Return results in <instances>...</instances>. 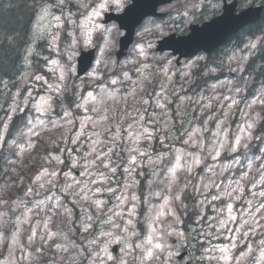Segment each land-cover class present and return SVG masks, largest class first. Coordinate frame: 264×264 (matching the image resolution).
<instances>
[{"label": "snow or ice", "instance_id": "6c2138e0", "mask_svg": "<svg viewBox=\"0 0 264 264\" xmlns=\"http://www.w3.org/2000/svg\"><path fill=\"white\" fill-rule=\"evenodd\" d=\"M78 4L84 11L77 15L68 7L69 0H39L31 32L25 43V68L32 69L33 58L38 62V67L37 70L25 71L20 76L25 84V92L17 90L12 95L8 119H12L11 113L24 112L30 107L35 113V121L29 119L27 131L20 133L27 138L26 146H21L13 140L10 147L18 148L19 151L15 154L22 158L26 151L36 147L35 138L40 136L38 129L41 128L63 129L65 133H72L70 136L62 135L61 139L76 147L59 149L61 154L49 153L45 158L46 164L54 166H42L31 180L33 186L24 191L25 198L43 196L42 199L36 200L32 207H28L29 201L23 198L13 201V212L21 207L24 210L11 220L6 219L7 211H0V243L9 240L4 229L11 225V242L7 246L10 252L18 249L21 253L19 261L10 260L9 264H34L33 249L35 259L51 257L50 260L44 261V264H81L83 260H87V264H170L173 253L168 248L167 238L172 235L185 241L189 240V236H192L193 240L197 236L200 238V254L196 255L194 249L192 255L193 261H199L200 264L204 261H208V264H243L249 258L252 264H264V155L247 159L244 164L246 170L226 186L213 179L217 175L214 166L207 168L210 175L202 177L199 182L193 184L188 180L180 186L178 172L183 171L191 176L194 169L203 162V157L177 150L174 162L166 169L163 189L153 191L151 185L155 181H150L149 195L144 197L143 201L135 192L130 191L137 184L136 175L140 174L137 169L145 159L152 165L165 159V154L161 152L154 160L152 153L142 145L147 143L150 147L151 142L159 138L160 143L167 146L166 141L175 129L173 116L167 111V104L171 102L167 99L168 90L162 83L160 91L146 92V85L152 81L144 71L148 65L139 60L129 61L139 64L135 69V79L129 75L125 66L124 70L110 78L106 84L100 85L99 93L95 90H82L80 85H70L69 81L75 75L74 57L77 49L81 43L85 47H92L95 33L104 34V45L97 46L100 57L97 58L96 67L92 69L89 78L94 81L100 79L103 56L111 46L107 34L112 31L104 26V16L112 7L117 10H123L124 7L122 0H78ZM6 39L9 43L15 42L14 38ZM40 41H46L49 54L46 55L40 49ZM259 42L264 43V37ZM246 47L255 49L257 43L252 42ZM139 56L146 58L143 48L139 49ZM40 62L43 64V72L38 70ZM45 73H51V78ZM163 75L165 81L170 84L172 77L167 68L163 70ZM3 83L7 87V82ZM125 83H130L133 87L121 94V86ZM109 84L112 87H108ZM213 87L215 88V85ZM70 88L77 96L74 107L61 106V112L56 113V118L52 119L55 98L63 96ZM142 92L144 95H140ZM180 99L183 103L184 98ZM187 99L191 100L190 97ZM223 99L228 100L229 97L225 96ZM109 101L112 102L111 105ZM238 104L239 101L233 98L227 106L231 109ZM257 105L264 106V91L247 103L246 108L251 110ZM149 109L160 111H152L149 115ZM176 115H179V111ZM244 115L249 118L238 127V134L231 141L227 129L222 127L223 121L217 120L216 131L213 132L215 140L210 146L197 138L200 133L207 131L206 127L183 130L181 126V129L175 130L184 145L197 148L201 153L207 148L208 155L215 161L225 148L236 152L240 147L247 148V142L254 138L255 117L250 116L249 112ZM224 116L227 117L228 113L225 112ZM48 125L51 126L50 129ZM3 127L7 129V123H3ZM98 128L102 131H97ZM0 141L7 143L2 135ZM120 152H126L127 159L124 160L121 156L119 162L114 161V157ZM64 153L71 161L68 171L61 167L66 166ZM233 163L241 162L234 160ZM230 167L231 165H224L223 169L226 171ZM75 169L80 170L79 178L73 174ZM120 169L125 173L126 182L120 188H114L112 184L118 183L114 178ZM153 175H159L155 168ZM189 188L204 197L198 202L201 206L205 202L211 204L217 200L228 201L224 208L214 209L216 216H198L196 223L206 224V229L201 228L198 233L195 228L191 233H185L177 231L174 227L181 222L176 204H182L183 208L187 209L188 205L183 204L182 198ZM211 188H216L217 192L208 200L207 192ZM105 193L115 201L111 207H107L110 201L103 198ZM249 193L250 195H247ZM153 199L160 203L152 204ZM235 202L242 205L239 210L234 207ZM69 203L80 209L79 216H76L73 207H69ZM141 203L149 206L148 212L145 213L147 231L142 239L134 240L141 235L136 229L138 206ZM7 205V200L0 199V208ZM41 213L44 214L43 217L40 216ZM56 216L63 217L77 233L87 234L85 239L95 232L97 222L101 223V227L87 245L81 244L77 247L75 241L65 244L53 243L58 239H68L65 233L51 227ZM167 217H171V221H168ZM24 225H28L26 244L20 240ZM103 225H110L111 229H106ZM113 229L119 230L122 235H115ZM220 236H223L227 243L222 246L211 244L209 237L218 239ZM256 236L260 237L259 240H252ZM101 237L110 239L101 242ZM112 243L121 245L119 256H114L109 250ZM206 243L208 246H205ZM241 244H244L243 248H240ZM238 248L239 255H235L234 251ZM72 249L77 250L70 251ZM0 264L4 262L0 261Z\"/></svg>", "mask_w": 264, "mask_h": 264}, {"label": "rangeland", "instance_id": "374dc122", "mask_svg": "<svg viewBox=\"0 0 264 264\" xmlns=\"http://www.w3.org/2000/svg\"><path fill=\"white\" fill-rule=\"evenodd\" d=\"M68 7L71 8L73 13H78L80 11H84V9L79 7L78 0H69ZM35 19V18H34ZM34 21V20H33ZM106 28H111V33H108V39L110 41V47L106 51L103 56L104 63L101 64L102 75L99 80H91L90 73L92 69L96 67V60L100 57L99 48L97 46L104 45V34L102 33H95L93 35L94 45L92 47H85L83 43L77 49V54L74 57V67H75V75L69 81L70 85H80L82 90H95V92H100V85L106 84L107 81L112 78L114 75L120 73L122 70L126 69L129 70V75L136 78L137 73L135 69L139 67L138 63H129V61H140L141 63L147 64L148 67L144 69L145 73L149 74V78L151 79L152 83L146 85V92L153 93L154 91H160L161 84L164 83L165 87L168 90V97L167 99L171 101L167 104V111L170 115L173 116V122L175 124V129L183 130H190L192 128H207V131H203L197 137L199 140H202L205 145L210 146L215 137L213 136V132L216 131V122L217 120H222L223 125L222 127L227 129L229 141L238 134V127L243 125L249 117H246L244 113L249 112L250 116L255 117V127L259 118L262 113H264V106L257 105L253 109L249 110L246 108V104L249 103L252 99L256 96L260 95L262 91H264V85L255 83L252 79V75L248 72L244 71L245 63L249 58V55L253 50L258 47L260 43V38L255 37L253 40L246 41L243 43L242 48L236 50H230L231 45H227L225 47L224 52H228L226 56L221 58V63H218V67L216 68H208L199 74L197 70L199 69L198 65L200 62L203 61L202 57H195L192 61H188L184 65L179 68H174L173 61L166 66L161 68H156L154 66V62L156 60L162 59V56H158L154 52V47L156 41L160 38L159 32L155 26L153 20H149L148 22L143 23L142 27L138 29L136 32V36L134 39V43L121 60L117 61L115 57V53L117 51V41L119 37L122 35L121 32L118 31L116 26L113 24H104ZM65 37L67 36V32L64 33ZM70 42V38H68ZM252 42L257 43V47L255 49H249L246 47ZM40 49L44 51L47 55L49 54L46 47V41L39 42ZM97 47L96 57L93 63L92 68L89 72L81 78L76 77V59L78 54L81 51H86L88 49ZM143 48L146 54V58H142L139 56V49ZM54 55V54H53ZM243 57H247V59H243ZM231 58V59H230ZM105 64L107 67H105ZM188 65H192V67H188ZM25 67V66H24ZM38 62L35 58H33L32 62V69H24L25 71H32L37 70ZM169 70V75H171L172 80L169 84L165 81L163 70ZM39 71L43 72V64L40 62L39 64ZM23 72V73H24ZM187 73L185 76L184 74ZM23 75V74H22ZM48 78H51V73H45ZM123 77H121L122 79ZM207 82H205V80ZM83 82V83H82ZM199 84V85H197ZM215 85V88L213 87ZM108 87H112L110 84ZM133 87L130 83H125L121 86V94L127 92L129 89ZM17 90H20L21 93L25 92V84L18 77L17 81L15 82V90L11 93L6 89L3 90L2 98L0 102V109H3L7 114L0 115V120L3 123H9L8 115L10 114L9 105L12 103V95L15 94ZM239 90V91H237ZM140 95H144V93H140ZM229 97L228 100H224L223 97ZM191 98V100L187 98ZM183 99V103H181V99ZM236 99L239 101L237 106L232 107L231 109L228 108V104L230 103L231 99ZM77 100V96L73 94L71 88L68 92H66L63 96L56 97L55 103L53 107V116L52 119H55L56 113L61 112V106L73 105ZM111 105V101L108 102ZM129 104H132L131 98L129 100ZM210 105V106H209ZM131 110V108L129 109ZM152 111L159 112V109H149V115H151ZM179 111V115L177 116L176 113ZM227 112L228 116L225 117L224 113ZM23 115V119L14 127H17L13 133L11 134V138L7 140V143L0 141V150L3 155L4 163L2 166V171L0 174V199L7 200L8 205L5 208H0V211H7L8 216L6 219H14L15 216L20 215V213L24 210L23 207L20 209H16L15 212L12 211L14 204L13 201H18L20 199H25L29 201L28 207H32V204L39 199H42L43 196H33V197H24V191L27 187L33 186L31 184V180L34 175L41 169L42 166L45 167H53V164H46L45 158L49 153L54 154H61L59 149L62 148H75V145H72L70 142L65 143L64 140L61 139L63 136H70L72 133H65L63 129H51L45 130L43 128L38 129L40 131V136L35 138L36 147L30 151H26L23 154V157H18L15 153L19 151L18 148L10 147V144L13 140L17 141L21 146H26L27 138L20 135L21 132L27 131V122L29 119L35 121V113L29 107L24 112H15L11 113L12 118L16 115ZM83 113H81L82 115ZM205 121L207 124L205 125ZM47 123V120H46ZM13 127V128H14ZM255 127L253 129V139L249 140L248 147H240L236 152H232L225 148L221 151L220 157L218 160H212L211 157L208 155L207 148L201 153L199 149L184 145L178 135V132L174 129L171 131L168 140L166 141V145H162L160 143V139H155L151 142V146L149 147L147 143L143 144L142 147H147L148 150L152 153V158L155 160L156 157L163 152L165 154V159L163 162H158L156 165L149 164L145 159L141 167L137 169L136 175L137 184L130 189V191L135 192L143 201L144 197L149 195V185L150 181H155L151 185L153 191H160L165 186V176H166V169L174 162L175 159V152L178 150L182 153L192 154L195 153L196 155H201L203 157V162L200 164L199 167L195 168L192 175L188 176L186 172L180 171L178 172V184L183 186L184 183L190 180L193 184L200 181L202 177H207L210 175L207 172V168L209 166H214L215 171L217 173L213 179L216 180L217 183H221L222 185H227L232 180L237 179L240 173L244 170V164L246 163L247 159H254L257 156L264 155L262 151L256 153L253 151L254 148L257 147V142L255 135ZM51 126L48 125V129ZM75 131V130H74ZM97 131H102L101 128H98ZM89 135L91 132L88 133ZM6 137V129L4 128L2 133L0 134ZM103 138V137H102ZM223 137H221L222 139ZM6 141V140H5ZM169 149H171V154H169ZM83 155V152L80 153ZM123 156L124 160L127 159L126 152H120L117 156L114 157V161L119 162L120 157ZM190 159V155L188 157ZM63 159L66 162L65 165H61L64 171H68L71 167V161L66 153L63 154ZM234 160H239L240 164H234ZM224 165H231L228 170H224ZM153 168L159 173L158 176L153 175ZM79 169H75L73 174L79 178ZM115 181L118 183H113L112 187L120 188L125 182V173L122 169L118 171V174L115 176ZM22 181V183H21ZM206 182V181H205ZM217 192L216 188H211L207 192L208 200L211 199V195ZM247 195H250L247 194ZM103 198H106L110 201L107 207H111L114 200L109 197L106 193L103 195ZM204 197L198 195L197 193L193 192L191 188H189L185 194L183 195V204H187L188 207L185 210L182 204H176L177 213L181 218V222L175 225V229L177 231H184L185 233H191V230L195 228L197 233L200 231L201 228L206 229V224L201 223L197 224V218L200 214H202L205 218L209 216H216L217 212L214 209L224 208L225 204L228 202L227 199L224 200H217L212 202L211 204L205 202L202 206L198 204L200 200H203ZM71 197H69V201ZM160 201L155 199L152 200V204H159ZM130 206V205H129ZM242 205L239 202L234 203V207L239 210ZM69 207H73L76 216L80 215V209L69 203ZM149 210V206L146 204H139L138 206V215L136 217V229L141 234L139 237L135 239H142L144 234L147 231V225L145 223V213ZM93 212L95 209L93 208ZM193 215L195 217V223L191 226V228L185 226L183 224V218L187 215ZM31 215V214H30ZM41 217L44 216L43 213L40 214ZM46 218V217H45ZM168 221H171V217L166 218ZM35 222V221H33ZM53 230L61 231L67 235V240L65 239H58L53 243L59 242L61 244L69 243L71 241H75L77 247L81 244L87 245L89 244L90 240H92L95 235L99 232L101 223L97 222L96 230L93 232L92 236H89L88 239H85L84 233H77L75 229L72 228L71 225L67 224L63 217L56 216L53 218V223L51 224ZM106 229H111L110 225H103ZM234 227V225H233ZM11 225L8 226L7 229H4L7 232L9 240L5 243H0V261H3L4 264H9L10 260L19 261L21 257V253L18 249H13L10 252L8 248V243H10L11 231L9 230ZM28 225H24L22 227L20 240L22 243H27V235H28ZM115 235L119 236L122 233L119 230H112ZM214 231V229L212 230ZM196 234H194L195 236ZM173 237L176 239V243L174 245L168 242V248L173 253L170 258V264H184L185 261H190L191 264H200L199 261H193L192 255L195 249V254L199 255V237L197 236L195 240H193L192 236H189V240L185 241L176 235L169 236L168 238ZM167 238V240H168ZM259 236L253 237L252 240H259ZM105 239H110L108 237H101V242ZM211 244L216 245H223L227 243L224 240L223 236L220 238H212L209 237ZM197 242V243H195ZM251 242V241H247ZM245 242V243H247ZM205 246H208L207 243ZM95 247V245H93ZM113 247H117L116 254L114 256H119L120 247L119 243H112L109 246V250ZM244 244L240 245V248H243ZM240 248L234 251L235 255H239ZM77 249H72L70 251H76ZM187 250L189 252L188 257L181 263L175 261L176 256L182 251ZM34 254V264H44V261L50 260V256L40 257L39 259H35ZM62 255L67 256V253H61ZM166 254V253H165ZM219 255V253H217ZM27 264V262H25ZM81 264H87V260H83ZM159 264V262H157ZM203 264H208V261H204ZM215 264V262H212ZM243 264H252L251 258L247 261L243 262Z\"/></svg>", "mask_w": 264, "mask_h": 264}, {"label": "trees", "instance_id": "16d2710c", "mask_svg": "<svg viewBox=\"0 0 264 264\" xmlns=\"http://www.w3.org/2000/svg\"><path fill=\"white\" fill-rule=\"evenodd\" d=\"M38 4L39 0H0V102L3 90L14 91L15 82L24 72L25 43L29 38L31 22ZM262 4L264 5V0H262ZM257 36L260 39L264 37V11L261 20L256 25L244 29L240 38L242 37L245 42L247 38L252 39ZM6 37L14 38L15 42L9 43ZM211 64H214L213 61ZM247 68L252 73V78L254 77L255 81L264 85V43H260L259 48L250 58ZM3 82H7V87ZM2 114H6V112L0 109V115ZM22 116V114L18 115L9 122L6 141L11 138V134L17 128L14 126L16 123L18 124L19 117L23 118ZM3 128L0 120V134ZM255 133L259 137L256 142L260 143L259 145H264V113L255 127ZM3 163L4 159L0 150V174ZM194 219L190 214H187L183 219L184 225L193 224Z\"/></svg>", "mask_w": 264, "mask_h": 264}, {"label": "water", "instance_id": "95a60500", "mask_svg": "<svg viewBox=\"0 0 264 264\" xmlns=\"http://www.w3.org/2000/svg\"><path fill=\"white\" fill-rule=\"evenodd\" d=\"M156 0H134L121 15L109 14L106 16L105 23L111 19H116L119 23L120 29L125 31V34L120 38L119 50L117 52V59L124 55V51L132 43L135 28L142 22L143 18L155 13ZM260 8L254 11L246 10L239 16L238 22L227 24L221 17L217 20L204 24L202 28L195 30L188 38H183L173 44H167L166 39L160 41L157 45L158 51L172 50L173 54L185 51L184 56H191L198 50H205L210 52L218 45L225 42L232 34L237 32L241 27L256 23L260 18ZM197 28V27H196ZM95 50L83 51L79 54L77 59V76L84 75L92 65ZM161 63L157 62V65ZM169 242L174 244L175 239L169 238ZM113 251H116L114 248ZM186 251L182 252L176 259L181 261Z\"/></svg>", "mask_w": 264, "mask_h": 264}, {"label": "flooded vegetation", "instance_id": "af4514ba", "mask_svg": "<svg viewBox=\"0 0 264 264\" xmlns=\"http://www.w3.org/2000/svg\"><path fill=\"white\" fill-rule=\"evenodd\" d=\"M122 2L125 6L130 3L131 0H122ZM247 2V6L260 4L258 0H247ZM243 5L244 0H156L155 16L146 18L142 24L149 20L154 21L160 35L158 41L164 38L177 40L178 38L189 36L192 32L190 31L191 28L203 26L220 17L225 20L227 24L238 22L240 13L244 8ZM120 11L121 10L112 7L109 12L119 13ZM239 33L240 32L235 35L232 34L228 38L227 43L231 44L234 40L239 39L241 36ZM156 54L162 56L164 63L172 60H175L176 63V57L173 56L171 51L166 50ZM200 55L206 57L204 53H198L196 57ZM186 61L187 60H182L180 65H183Z\"/></svg>", "mask_w": 264, "mask_h": 264}, {"label": "bare ground", "instance_id": "6f19581e", "mask_svg": "<svg viewBox=\"0 0 264 264\" xmlns=\"http://www.w3.org/2000/svg\"><path fill=\"white\" fill-rule=\"evenodd\" d=\"M141 23H142V22H141ZM240 29L242 30V29H244V27H241ZM240 29H239V30H240ZM237 46H238V45H237Z\"/></svg>", "mask_w": 264, "mask_h": 264}]
</instances>
